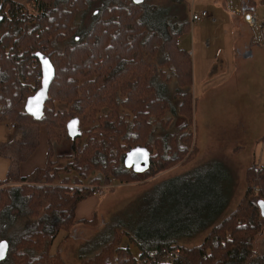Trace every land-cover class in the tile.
I'll list each match as a JSON object with an SVG mask.
<instances>
[{
  "label": "trees",
  "instance_id": "obj_1",
  "mask_svg": "<svg viewBox=\"0 0 264 264\" xmlns=\"http://www.w3.org/2000/svg\"><path fill=\"white\" fill-rule=\"evenodd\" d=\"M19 1L0 0V123L30 130L23 139L0 143V156L10 162L6 179L0 180V241L9 244L0 264H66L59 252L60 236L79 222L76 208L95 194L94 184L112 177L121 183L139 182L198 155L192 133L156 134L172 123L168 112L174 103L165 92L170 93L168 78L175 77L181 90L178 112L187 119L183 127L192 125V57L176 45L190 29V21L170 20L164 30L153 27L147 17L159 8L154 0H26L25 6ZM99 2L104 5L81 32L79 15ZM247 5L256 8L257 2L249 0ZM41 52L50 58L56 74L44 111L36 117L26 110V102L42 86V67L36 58ZM158 53L165 55L161 64L168 77L162 69L153 74L147 56ZM71 122H78L81 130L76 138L69 134ZM65 138L72 140L71 156L57 153ZM41 143L47 145L45 164L23 174L22 164ZM138 147L150 153L151 164L144 172L126 162ZM64 157L71 160L61 165ZM246 183L244 196L229 215L215 221L221 209L191 233L187 232L191 223H160L151 231L147 201L143 222H118L101 240L100 250L81 259L84 264H143L159 258L165 249L179 248L176 264H264V252L255 250L257 238L264 236L259 206L264 200V166L250 167ZM80 222L93 225L95 220ZM207 228L210 231L199 245L178 243ZM121 235L136 242L139 257L117 243Z\"/></svg>",
  "mask_w": 264,
  "mask_h": 264
},
{
  "label": "rangeland",
  "instance_id": "obj_2",
  "mask_svg": "<svg viewBox=\"0 0 264 264\" xmlns=\"http://www.w3.org/2000/svg\"><path fill=\"white\" fill-rule=\"evenodd\" d=\"M19 2L25 6L26 0ZM154 2L159 8L152 15L150 12L147 20L153 27L164 30L168 21L178 23L188 18L193 0ZM256 2V14L259 20H263L264 0ZM103 5L102 2L96 3L90 10L79 15L81 32L91 26L95 11ZM195 9H205L212 17L203 19L192 26V31L181 35L183 46L192 57V125L183 127L187 119L181 114L177 115L172 104L168 112L172 123L159 128L156 134L180 136L184 132L192 133V142L198 148V155L185 164L178 163L150 178L142 177L143 180L139 182L121 183L112 177L104 184H94L93 189L103 187L102 193L85 198L76 213L77 218L95 220L94 224L76 222L69 232L60 236L59 252L66 264H84L81 256L90 257L97 253L100 250L98 247L103 245L101 240H106L110 228L112 232L118 222H143L142 208L147 201L151 202V231L158 230L160 223H191L187 228V232L191 233L222 209L215 219L220 222L238 206L244 196L247 170L253 166H264V141L252 144L261 125L264 130V113H259V107L264 103V47L256 48L252 57H247L250 45H255L252 41V29L242 17H234L230 9L226 11L224 7L215 6L214 0H195ZM194 33L196 51L192 47ZM70 43L71 41L61 44L65 46ZM218 44L224 45L225 51H218ZM42 48L47 50L48 47ZM217 56H223L225 62L218 60L212 63L207 59H215ZM147 59L152 63L153 74L162 69L167 72L168 77L167 67L164 68L161 64L163 53L155 56L150 54ZM167 82L172 88L178 87L173 77L168 78ZM58 106L61 107V104ZM104 111L105 109L99 114ZM10 123L17 127L15 135ZM29 130L28 126L2 122L0 143L18 139ZM240 135L243 136L239 138ZM239 144L245 145L244 151L241 152L238 147L234 152L233 148ZM44 147L45 143H41L38 161L35 160L30 167L22 165V172L44 159ZM57 153L65 156L73 154L71 138H65L57 145ZM70 160L71 157H64L60 164ZM155 161L160 163L158 159ZM9 165V160L0 156V180L6 179ZM95 173L99 174L98 171ZM209 231L210 228H207L201 233H195L193 237L180 239L178 243L189 247L199 245ZM124 237L125 235L118 237L117 243L128 246L131 256L139 257L140 248L136 242L130 237ZM255 250L258 253L264 252L263 235L257 238Z\"/></svg>",
  "mask_w": 264,
  "mask_h": 264
},
{
  "label": "water",
  "instance_id": "obj_3",
  "mask_svg": "<svg viewBox=\"0 0 264 264\" xmlns=\"http://www.w3.org/2000/svg\"><path fill=\"white\" fill-rule=\"evenodd\" d=\"M143 0H134L135 3H141ZM3 16L0 15V22ZM36 58L39 60L42 67V86L41 88L26 102V110L32 115L38 117L44 111V106L49 98L50 85L55 78V67L52 64L50 58L45 53H37ZM69 134L72 138H76L81 135V130L78 122H71L68 125ZM127 165L133 167L137 172H144L148 170L151 161L149 150L145 147H138L128 154ZM261 213L264 217V200L259 201ZM9 244L6 240L0 241V261L4 260L8 254ZM166 264V263H162Z\"/></svg>",
  "mask_w": 264,
  "mask_h": 264
},
{
  "label": "crops",
  "instance_id": "obj_4",
  "mask_svg": "<svg viewBox=\"0 0 264 264\" xmlns=\"http://www.w3.org/2000/svg\"><path fill=\"white\" fill-rule=\"evenodd\" d=\"M165 2H170L171 0H164ZM227 0H214V3H215V6H218V7H224V8H226V11H227V9H228V7H227ZM205 10V9H204ZM229 10V9H228ZM202 11V10H201ZM194 12H200V11H196V9H195V0H193V2L191 3V5H190V13H189V15H188V19H189V21H190V29L188 30V31H186V32H184L183 34H181V35H184V34H187L188 32H190V30L192 31V26L193 25H195V24H197V23H199V22H201L203 19H209V18H211L212 17V14L209 16V17H207V18H203L202 20H200V21H198V22H195V23H192V21H191V16H192V13H194ZM232 15L234 16V17H242V16H240V15H237V14H233L232 13ZM243 18V17H242ZM243 20H244V18H243ZM245 21V20H244ZM181 35L179 36V38H178V40H180V44H177V42H176V45L178 46V47H180V48H183V49H185L184 48V46H183V43H184V41L181 39ZM196 34L194 33V34H192V47H193V49H194V51H196V47H197V41H196ZM177 40V41H178ZM202 40V37L200 36V41ZM221 40H219V42H220ZM252 41H253V43H255V45L254 44H251L250 45V47H249V50H248V52H247V54H246V56L247 57H252V55L254 54V51H255V49L256 48H261L263 45H261V44H258V43H256L254 40H253V30H252ZM257 46V47H256ZM264 47V46H263ZM216 49L218 50V51H225V47H224V45L223 46H221L220 44H218V46L216 47ZM236 51V49L235 50H233V53ZM165 56V55H164ZM207 59L208 60H210L212 63L213 62H215V61H218V60H221V61H223V62H225V58L223 57V56H220V57H216L215 59H209L208 57H207ZM212 65V64H211ZM209 68H212V66H209ZM213 69V68H212ZM172 73V75H174V72H173V70H172V68H170V74ZM173 78H175V77H173ZM159 82H163V75H162V77L160 78V80H159ZM164 84V83H163ZM178 85V84H177ZM164 89V88H163ZM161 90H162V88H161ZM180 89H179V87H176V88H172L171 86H169V92L170 93H167V91H166V89H165V92H166V94L168 95V96H170V100H172L173 101V103H174V108H175V111L177 112V115H179V112H178V110H179V107H180V104H181V96L179 95L180 94ZM259 113L260 114H263L264 113V103H263V105H261L260 107H259ZM10 125H11V123H10ZM262 128H263V125H261V129H259V130H257L256 131V136H254L253 137V139H252V144L253 143H255V142H261V137L264 135V130H262ZM12 133H13V135H15V132H13L12 131ZM24 135H25V133H23L21 136H17L18 137V139H15V140H19V139H21L20 137H24ZM244 135H247V134H244ZM243 135H240L239 136V138H241ZM15 137V136H14ZM246 137V136H245ZM11 141V140H10ZM251 144V145H252ZM238 147H240V151L242 150V151H244V149H245V145L244 144H239V145H237L236 147H234L233 148V150L235 149V148H238ZM43 151V153H44V155H45V157H44V159H42L41 161H39V163H37V164H35V166H33V167H31V168H28V170L26 171V172H22V170H21V172L23 173V174H29V173H31L36 167H39V166H43L44 164H45V160H46V154H47V145H45V147H44V149L42 150ZM41 151V152H42ZM239 151V152H240ZM241 151V152H242ZM234 152H236L235 150H234ZM38 151L35 153V155L31 158V159H29L30 161L31 160H33V161H27V162H25L24 164H22V165H26V166H28V167H30L31 165H32V163L35 161V160H37V158H38ZM37 156V157H36ZM40 158V157H39ZM38 161V160H37ZM28 164V165H27ZM21 168H22V166H21ZM95 195H97V194H95ZM81 203L82 202H80L79 203V205L77 206V208H76V211H75V217H76V213H77V211L79 210V208H80V206H81ZM83 219H85V218H77L76 217V220H78L79 222L81 221V220H83ZM86 220H88V219H86Z\"/></svg>",
  "mask_w": 264,
  "mask_h": 264
},
{
  "label": "built area",
  "instance_id": "obj_5",
  "mask_svg": "<svg viewBox=\"0 0 264 264\" xmlns=\"http://www.w3.org/2000/svg\"><path fill=\"white\" fill-rule=\"evenodd\" d=\"M227 7L233 13L240 15L244 18L246 24L253 30V40L264 46V19L259 20L256 9L250 8L245 0H227ZM211 14L207 10L200 12H194L191 16L192 23L198 22L203 18L209 17ZM180 44V40L177 41ZM42 79V76L39 77ZM13 132H16L17 127L15 124H11ZM103 187L96 189L95 194H101ZM180 249H165L159 258H154L152 261H148L145 264H176L179 257Z\"/></svg>",
  "mask_w": 264,
  "mask_h": 264
},
{
  "label": "flooded vegetation",
  "instance_id": "obj_6",
  "mask_svg": "<svg viewBox=\"0 0 264 264\" xmlns=\"http://www.w3.org/2000/svg\"><path fill=\"white\" fill-rule=\"evenodd\" d=\"M2 4L3 3L0 4V11H1V8H2ZM76 40H79V36H76Z\"/></svg>",
  "mask_w": 264,
  "mask_h": 264
}]
</instances>
